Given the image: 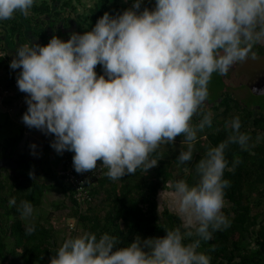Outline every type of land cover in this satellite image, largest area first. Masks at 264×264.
<instances>
[{"label": "clouds", "instance_id": "clouds-1", "mask_svg": "<svg viewBox=\"0 0 264 264\" xmlns=\"http://www.w3.org/2000/svg\"><path fill=\"white\" fill-rule=\"evenodd\" d=\"M37 3L0 0V21L28 16ZM141 4L134 0L115 16L105 12L90 31L67 41L53 36L43 46L23 44L10 61L11 69H20L19 92L12 90L27 104L22 122L54 134L50 146L58 154L73 152L77 173L95 170L98 160L112 181L147 172L158 163L151 154L181 135L187 150L176 157L178 165L191 162L198 133L212 125V113L201 111L212 74L227 75L234 64L258 59L253 49L264 42V0H155L151 10ZM196 115L201 119L193 124ZM241 126L238 115L225 122L229 135L195 164V184L172 182L180 226L165 229L163 237L137 236L126 246L107 232L83 231L63 240L49 264H211L198 249L230 226L222 211L230 186L224 171L240 163L237 158L229 167L225 150L255 146ZM20 214L33 218L31 202H21ZM25 230L30 235L35 225Z\"/></svg>", "mask_w": 264, "mask_h": 264}, {"label": "trees", "instance_id": "trees-1", "mask_svg": "<svg viewBox=\"0 0 264 264\" xmlns=\"http://www.w3.org/2000/svg\"><path fill=\"white\" fill-rule=\"evenodd\" d=\"M81 1L43 0L33 6L28 16L14 15L10 20L0 21L7 36L5 46L0 40V54H3L0 55V74L7 84L4 88L0 85L2 90L13 88L19 92L16 84L19 73L9 66L11 58L7 55L6 47L15 54L16 48L23 44L46 45L53 37L46 36L47 19L55 34L58 33L57 37L67 41L69 20L75 14L77 16L79 11L76 4L82 6ZM133 2L114 0L118 10L120 7L123 10ZM154 7L155 0H142L141 9L151 10ZM75 16L76 23L83 18L81 15ZM59 22L60 26L56 24ZM237 65L230 71L232 83L238 79ZM225 77L213 73L209 83L217 81V85L224 86L222 78ZM6 101H10V97ZM26 110L27 104L24 103L20 109L22 115ZM201 111L212 113V125L198 133L191 162L178 165L176 157L181 151L187 150L181 135L172 144H162L151 154L150 158L158 160L155 167L147 172L138 169L135 174L123 176L122 180H110L105 175L107 169L98 160L101 176L95 184L84 173L74 170L73 152L58 154L54 151L52 160L49 152L53 149L50 142L54 134L46 141L41 160H30L27 153L15 158L24 127L15 125L8 114L0 112V132L4 131L7 135L5 143L0 141V157L13 158L20 162L21 168L25 166L28 169L23 175L18 172L20 167L17 170L0 171V264H14L16 258L20 259V264H49L63 240L75 236V229L72 228L65 238L61 237V229L51 222L52 213L42 210L45 194L53 188L64 196L63 203H54V208L67 209L64 216L67 220H75L74 226L82 232H93L97 236L107 232L119 239L118 246H126L137 236L141 239L163 237L165 229L180 226L181 220L168 203L159 204V192L173 191L171 184L179 179L186 180L189 185L195 184L198 181L195 164L209 146H216L226 140L230 130L225 128V122L236 115L241 120L240 131L248 134L250 143L255 146L243 150L239 145L231 144L225 150L229 167L235 159L240 161L234 171H224V178L230 181V186L225 189L222 211L229 219L230 226L214 232L210 240L201 241L198 251L207 254L211 264H264V112L246 107L228 90H222L214 101L207 99ZM200 119L201 115H196L192 123L196 124ZM257 137H260L259 142ZM58 168L64 172L70 169L75 181L70 180L66 173L61 175ZM84 194L86 197L79 201L78 196ZM11 198H15V205L9 204ZM22 201L31 202L34 219L29 221L21 218ZM29 222L35 225V231L30 235L25 230Z\"/></svg>", "mask_w": 264, "mask_h": 264}, {"label": "rangeland", "instance_id": "rangeland-1", "mask_svg": "<svg viewBox=\"0 0 264 264\" xmlns=\"http://www.w3.org/2000/svg\"><path fill=\"white\" fill-rule=\"evenodd\" d=\"M94 0H82V6L79 4H76L78 7V11L81 14V16L84 18V16H88V19H81L79 21V25L82 27H90L91 24L94 23V18H90L89 15V7L87 8L88 5H91ZM97 1V0H96ZM99 1V0H98ZM103 1V0H102ZM114 0H111V4H113ZM105 8L110 7L109 0H104L103 3ZM88 13V14H87ZM50 22L49 19H47L46 22V36L47 38H51L52 36H59L58 33H54L52 27L48 25ZM57 25H61L56 23ZM73 28V26H72ZM87 31L88 28H85ZM75 33L82 34L83 32H80L79 29L76 30ZM254 51L257 52L258 59L256 60H247L245 62H239L236 63L238 64V70H237V76L238 79L234 80V83H232V80L230 79V71H232L235 67L236 64H234L229 72L227 73L226 77L229 78L227 79L222 78V81L224 83V86H220L219 83L217 85V81L214 83H209L208 87L210 89L208 90V100L209 101H214L218 98L219 93L222 90H228L232 92L234 96H236L241 103H243L246 107L249 106V108L255 109L257 111L264 112V42H261L257 45H255ZM95 71L97 72L98 75L103 74V69L102 66L97 65L95 68ZM212 80V79H211ZM214 80V79H213ZM211 82V81H210ZM2 84V87H7V84L3 80L2 75L0 74V85ZM257 86V87H256ZM252 87H256L260 90H262L261 93H254L252 91ZM220 88V89H219ZM225 88V89H222ZM2 89V88H1ZM1 90V100H0V112L1 113H6L9 115L11 120L14 121L15 125L17 126H22L24 127V134L22 135L21 141L17 145V149L15 152V158H18L20 156L26 155L27 153V158L30 160L38 161L42 159V152L44 145L48 138L50 137L49 134L45 135L42 131L35 129V128H29L27 127L23 122H22V113L20 112V109L23 107L24 103H22L21 100L16 98L17 92L15 90ZM221 90V91H220ZM12 97L10 101H6L7 97ZM204 104H207V100L204 102ZM204 106V105H203ZM17 128V127H15ZM6 133L3 131L0 134V141H4L6 139ZM35 145V148H32L31 146ZM54 149L50 150L49 155L51 156L54 153ZM35 153V154H33ZM54 159V155H52V160ZM59 167V166H58ZM28 169L25 166L20 167L19 173L20 174H25ZM159 198V204L160 202L162 203H168V206L172 209L175 210L174 206V195L172 190H163L160 191L158 194ZM64 201V196L59 192L57 189H51L45 194V197L43 199V204H42V210H45L46 212H51L52 214V222L54 225L57 227V229L60 230V236L66 237L69 234V228L66 227L67 224V219L64 216V213L67 211V209H55L53 204L55 203H63ZM160 208V205H159ZM162 208V207H161ZM22 218V216H21ZM35 215L33 216L34 219ZM24 219V218H22ZM26 220V219H24ZM75 229L74 234L75 236L80 234L82 231L76 225L73 227ZM14 264H20V259L16 258L14 259Z\"/></svg>", "mask_w": 264, "mask_h": 264}, {"label": "flooded vegetation", "instance_id": "flooded-vegetation-1", "mask_svg": "<svg viewBox=\"0 0 264 264\" xmlns=\"http://www.w3.org/2000/svg\"><path fill=\"white\" fill-rule=\"evenodd\" d=\"M114 2V1H113ZM103 3H104V0L102 1V0H94L93 1V3L91 4V5H88L87 6V8L89 7L90 9H89V15H90V18L92 19V18H94L95 20H94V23L93 24H91L90 25V27H82L81 28V26L79 25V22H74L75 20H74V16L76 15H74L70 20H69V23H70V25L68 26V28H67V30H69V36H67V40L70 38V35L72 34V33H75L76 32V30L77 29H79L80 30V32H85V31H87L85 28H88V30L90 31L91 30V28L92 27H94V25H95V23H96V21L101 17V16H103V14L105 13V12H107V13H109L110 15H112V16H115V15H118V14H120V13H122L124 10H126V9H128V8H131V5H126V8H123V10L121 9V7L119 8V10H118V5L116 4V3H113V4H111V0H109V3H110V7L109 8H105L104 7V5H103ZM130 3H132V1H130ZM117 5V6H116ZM141 10H143V9H141ZM81 14L78 12V14H77V16H75V18H77L78 16H80ZM84 18H85V16H84ZM89 18V17H88ZM88 18H86V19H88ZM80 21H81V19H80ZM59 24H60V22H59ZM72 26H73V28H72ZM54 32V31H53ZM55 33V32H54ZM16 47H18V46H16ZM9 50V51H8ZM8 50H7V55H9V57L11 58V60L13 59V57L15 56V54H12V50H11V48H8ZM11 50V51H10ZM18 70V73H19V71H20V69H17ZM27 96V94L26 93H24V99H25V97ZM2 132H0V134H1ZM23 134H24V132H23ZM49 135H51L50 133H49Z\"/></svg>", "mask_w": 264, "mask_h": 264}, {"label": "built area", "instance_id": "built-area-1", "mask_svg": "<svg viewBox=\"0 0 264 264\" xmlns=\"http://www.w3.org/2000/svg\"><path fill=\"white\" fill-rule=\"evenodd\" d=\"M101 166L97 167L95 170L93 171H89V172H84V174L86 175V178H88L90 181H94L93 183L95 184L98 180V178L101 176ZM58 172L62 175L64 173H66L69 177L70 180L75 181L74 176L71 174L72 172L70 171V169L66 172H64L62 169H58ZM85 194L83 196L80 197V195L78 196L79 201H81V199L85 198ZM74 223L75 220H68V228L72 229L74 227Z\"/></svg>", "mask_w": 264, "mask_h": 264}, {"label": "water", "instance_id": "water-1", "mask_svg": "<svg viewBox=\"0 0 264 264\" xmlns=\"http://www.w3.org/2000/svg\"><path fill=\"white\" fill-rule=\"evenodd\" d=\"M257 87V86H256ZM252 87V91L254 93H261L262 90ZM20 167V162L14 160L13 158L10 157H0V171L2 169H18Z\"/></svg>", "mask_w": 264, "mask_h": 264}, {"label": "crops", "instance_id": "crops-1", "mask_svg": "<svg viewBox=\"0 0 264 264\" xmlns=\"http://www.w3.org/2000/svg\"><path fill=\"white\" fill-rule=\"evenodd\" d=\"M41 1H43V0H38V3L39 2H41ZM15 16H22V14H20V13H16L15 14ZM24 16V15H23ZM7 36H6V34H5V31L3 32V26L0 24V40L4 43V46H5V38H6ZM7 48V50H8V47H6ZM9 51V50H8Z\"/></svg>", "mask_w": 264, "mask_h": 264}]
</instances>
